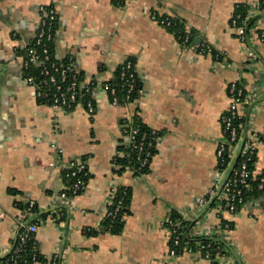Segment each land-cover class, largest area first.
Segmentation results:
<instances>
[{"label":"crops","instance_id":"crops-1","mask_svg":"<svg viewBox=\"0 0 264 264\" xmlns=\"http://www.w3.org/2000/svg\"><path fill=\"white\" fill-rule=\"evenodd\" d=\"M240 5L253 18L248 28L255 60H248L247 45L231 25ZM42 6L57 14L55 59L72 60L85 82H96L93 116L83 107L58 110L41 103L26 82L19 49L35 38ZM151 12L184 22L195 35L191 44L181 45ZM262 34L259 0H127L123 7L112 0H0V259L13 249L21 226L33 223L40 254L58 256L61 264H210L198 253L169 259L166 223L175 213L186 214L189 221L198 220L191 235L220 223L192 207L212 185L224 140L221 116L234 82L245 90V125L260 137L253 173L264 179ZM198 44L221 58L198 53L193 47ZM129 58L140 96L114 106L101 84L113 80L117 66ZM134 114L159 134L144 175L117 172L113 161L122 122ZM74 159L86 162L88 187L74 200L61 199L62 167ZM113 187L131 191L120 234L101 231ZM30 202L37 213H25L22 206ZM222 216L234 224L226 242L231 252L223 256L231 264H264V197Z\"/></svg>","mask_w":264,"mask_h":264},{"label":"built area","instance_id":"built-area-1","mask_svg":"<svg viewBox=\"0 0 264 264\" xmlns=\"http://www.w3.org/2000/svg\"><path fill=\"white\" fill-rule=\"evenodd\" d=\"M127 2V0H126ZM262 0H259L261 5ZM150 17L158 24L170 27L174 22L184 25V34L179 37L183 46L190 45L193 37L188 26L169 15H160L151 12ZM241 21V22H240ZM231 25L241 42L247 45L248 60H255L257 54L249 44V25L248 19H242L240 13H236L232 18ZM57 26V14L53 7L42 6L39 9V28L32 42L24 45L25 79L28 85L35 90L36 98L44 104L54 109L83 107L90 116L96 113L95 95L96 82L89 80L85 82L80 77L79 71L75 68L74 62L60 63L52 60L49 43L54 41ZM264 40V34L261 35ZM35 44V46L32 45ZM36 46L41 47L38 53ZM200 54H213L212 48L205 44L193 46ZM217 57L220 54H216ZM36 65L38 72L32 71V66ZM31 71V72H30ZM120 80L126 89V97L121 102L117 95V88L108 82L103 85L111 104L114 106H127L134 102L131 96L138 86V74L132 60L122 63ZM140 91V89H139ZM229 107L225 114L221 116L222 131L224 140L219 143L217 148V166L213 173L212 185L205 196L197 199L192 207L196 212L205 210V214L216 218L222 217L223 213L235 214L241 205L245 203V192L251 191L250 177L252 176L251 165L254 164L257 156L258 145L260 142L259 134L253 128L245 125L246 113L244 110L245 90L234 82L229 86ZM139 118L137 114L128 118L131 124ZM126 135V142L135 154L136 165H128L126 170L136 174L144 175V169L149 168L154 156V149L159 138L156 129H150V139L147 133H141L138 126L124 127L122 134ZM57 162H61V150L56 149ZM238 155L237 164L233 163ZM53 165V164H51ZM62 171L65 177V187L60 192L61 199L74 200L82 194L88 187L89 175L86 162L77 159L71 160ZM262 184L259 188H262ZM119 188L113 187L107 197V217L117 214L123 202H117V192ZM34 202H30L25 210L26 214L32 213ZM198 220L195 221V224ZM191 222L186 218V214H179L167 220V227L170 235L169 259L178 258L183 252L201 254L210 264H231L227 255H217L211 242L204 243L197 240L195 246L192 245L190 238H215L228 242L231 231L230 223L217 227L211 225L206 231L190 234V229L185 230V223ZM37 225L33 223L23 224L19 231L17 241L11 253L4 259H0V264H61L59 257L54 256L47 262L38 260V253L33 252L37 247L35 234ZM188 233V238L186 234Z\"/></svg>","mask_w":264,"mask_h":264},{"label":"trees","instance_id":"trees-1","mask_svg":"<svg viewBox=\"0 0 264 264\" xmlns=\"http://www.w3.org/2000/svg\"><path fill=\"white\" fill-rule=\"evenodd\" d=\"M112 3L114 4V6L116 7H123L126 4V0H112ZM261 6L264 7V0H262ZM52 7V6H49ZM237 13H240L242 16V19L247 18L248 19V25L253 23V18H251L249 12H248V8L246 6L240 5L237 8ZM241 22V21H240ZM57 27V26H56ZM170 31L174 32L175 35L177 37H180L181 35L184 34V25L181 23H177L174 22L172 26L169 27ZM192 40L194 39V33ZM33 46H35V44L32 43ZM36 49L38 51V53L41 52V47H37ZM49 49H50V54H51V58L52 60H55L54 57V41H52L51 43H49ZM20 52L22 54L25 53V48H20L19 49ZM213 52V56L217 57L216 54H218V52H216L215 50L212 49ZM221 57H219L220 59ZM127 60H132L134 61V59L129 58ZM68 61L73 62L72 60H65L64 62H60V63H67ZM58 62V61H57ZM121 67L122 64H120L119 66H117V69L114 72V78L111 81H108V83L114 87L117 88V95L120 99L121 102H124L125 97H126V89L122 86L121 80H120V72H121ZM39 68L34 65L32 66V71H36L38 72ZM31 72V71H30ZM81 79L83 78V74H80ZM107 83V82H105ZM137 90H135L131 96V100L132 101H136L138 99V97L140 96V82H139V77H138V86L136 88ZM122 126L124 127H131L132 126H138L140 128V132L143 133H147L148 138L150 139V127H148L142 120L141 118H137L134 120V122L131 124L129 121L125 120L122 122ZM159 135V134H158ZM126 135L123 133V136L117 146V155L114 157V164L118 167L117 168V172H122L124 170H126V167L128 165H136L137 163L135 162L134 156L135 154L131 151V147L127 144L126 142ZM156 153V147L154 149V154ZM84 162V160H81ZM251 171H254V164L251 165ZM145 174L149 172V168L144 169ZM263 176H255L254 173H252V176L250 177V183H251V187L252 190L251 191H246L245 192V203L253 198H258L263 196L264 197V179L262 178ZM90 178V174L88 175V177L86 178L87 180H89ZM262 184V188H259V185ZM117 202L121 199L123 204L120 207L119 211L117 212V214L115 215V217H111L108 216L107 218H105L103 220V222L101 223V231L104 232H109L112 234H120L124 227H125V215H127L129 213V203H130V198H131V191L129 188H120L117 192ZM244 203V204H245ZM243 204V205H244ZM20 205V204H19ZM243 205H241L240 207H242ZM21 206V205H20ZM23 208H27L28 204L23 205ZM33 213H37L38 208H37V204H35L33 206V208L31 209ZM179 214H173V217L176 218L178 217ZM219 220V224L217 225V227L223 226L226 223H230L231 229L233 228V222L229 221L228 219L222 217H218ZM195 224V222H187L185 223L186 227L185 230H189L193 227V225ZM89 234H98L99 232L96 230H91L88 232ZM197 240H200L204 243L207 242H211L212 243V247L215 248L216 250H214V253H216L218 251L217 255H225L230 253V248L226 245L225 242H223L222 240H220V238L218 240H215V238H199V239H192L191 243L193 246H195V243ZM33 252L38 253V260L43 261V262H47L49 259L45 258L44 256H42L38 250V248H34ZM6 258V257H5ZM4 259V258H2Z\"/></svg>","mask_w":264,"mask_h":264},{"label":"water","instance_id":"water-1","mask_svg":"<svg viewBox=\"0 0 264 264\" xmlns=\"http://www.w3.org/2000/svg\"><path fill=\"white\" fill-rule=\"evenodd\" d=\"M201 41H202V37H198L197 39H196V42H199V43H201ZM101 86L103 87V84H101ZM237 161H238V155H237V157H236V159H235V161H234V163H233V167L237 164ZM21 230V229H20ZM188 236V233L186 234V237ZM13 249H11V251H12ZM11 251H10V253H11ZM9 253V254H10ZM9 254H7L5 257H7ZM4 257V258H5Z\"/></svg>","mask_w":264,"mask_h":264},{"label":"flooded vegetation","instance_id":"flooded-vegetation-1","mask_svg":"<svg viewBox=\"0 0 264 264\" xmlns=\"http://www.w3.org/2000/svg\"><path fill=\"white\" fill-rule=\"evenodd\" d=\"M24 55V54H23Z\"/></svg>","mask_w":264,"mask_h":264}]
</instances>
